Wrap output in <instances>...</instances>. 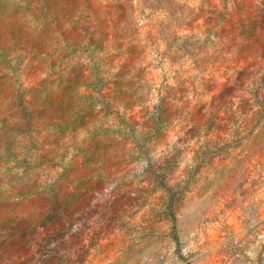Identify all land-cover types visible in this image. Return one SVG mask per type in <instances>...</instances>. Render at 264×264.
Wrapping results in <instances>:
<instances>
[{
    "label": "rangeland",
    "instance_id": "obj_1",
    "mask_svg": "<svg viewBox=\"0 0 264 264\" xmlns=\"http://www.w3.org/2000/svg\"><path fill=\"white\" fill-rule=\"evenodd\" d=\"M0 264H264V0H0Z\"/></svg>",
    "mask_w": 264,
    "mask_h": 264
}]
</instances>
